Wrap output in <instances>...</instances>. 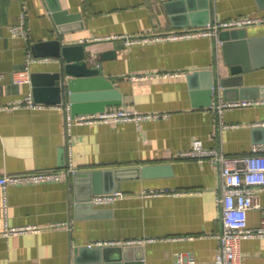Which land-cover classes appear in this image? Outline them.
I'll list each match as a JSON object with an SVG mask.
<instances>
[{
    "label": "crops",
    "instance_id": "0c3cea01",
    "mask_svg": "<svg viewBox=\"0 0 264 264\" xmlns=\"http://www.w3.org/2000/svg\"><path fill=\"white\" fill-rule=\"evenodd\" d=\"M57 2L73 17L59 27L46 0H0V107L28 94L45 105L0 110V175L63 168L69 162L68 149L76 171L163 167L153 176L122 181L117 191L123 196L107 206L93 205L106 212L94 217L74 215L73 174L53 182L7 187L6 213L0 189V264H71L77 260L79 264H173L177 253L190 254L201 264L212 262L219 252L216 235L221 222L215 193L220 177L210 162L178 154L189 150L194 140L228 156L250 154L256 144L251 129L264 123V103L226 108L221 115L214 105L264 101V63L241 76L243 87L251 88L250 94L258 98L225 100L217 84L212 86L208 105L205 85L212 77L228 76L220 34L243 29L247 38H264V24L224 30L217 38L191 36L128 45L122 36L205 26L186 23L180 0ZM205 3L212 13L209 23L264 17V0H191L189 5L198 8ZM22 16L27 37H13L9 27ZM55 38L65 45L83 44L90 65L100 66L103 76L119 91L121 103L106 108L160 114V118L73 125L68 132L64 112L57 106L70 102L35 99L31 82L36 74L37 87H46V76L58 69V59L41 57L30 63L28 82L13 79L15 72L27 67V52L32 54L34 43ZM253 55L256 61L264 60V44L255 47ZM165 72L178 74L164 77ZM195 72L198 76L192 81ZM90 92L94 96L86 103L97 107L102 102L100 93ZM259 201L264 207V191L259 192ZM262 217V209H250L248 227L259 228ZM5 219L12 227L40 230L2 236ZM100 241L130 243L89 247ZM97 248L102 251L94 252ZM237 251L242 264H264V236L242 239Z\"/></svg>",
    "mask_w": 264,
    "mask_h": 264
},
{
    "label": "built area",
    "instance_id": "2783aa9c",
    "mask_svg": "<svg viewBox=\"0 0 264 264\" xmlns=\"http://www.w3.org/2000/svg\"><path fill=\"white\" fill-rule=\"evenodd\" d=\"M264 24V17L246 16L227 21H213L205 27L191 28L166 34H142L138 36L126 35L121 38L125 44L131 45L141 42H150L161 39L191 37V36H210L217 38L220 32L224 30H233L246 28L248 26ZM9 32L13 37H27V30L24 27V18L18 24L9 27ZM30 51L27 52L25 70L15 72L13 79L15 83L29 81L28 65L39 61ZM178 72H165L162 76L177 75ZM1 78V75H0ZM214 92V88L212 87ZM264 103L259 100H238V101H219L214 105L217 114L221 115L226 108H235L240 106H255ZM64 112L65 128L69 132L73 125H89L110 122L132 121L139 123L144 120H156L160 114H141L136 111L106 108L101 112L90 114H72L69 103H62L57 106ZM19 108L41 109L45 105L34 101L31 94L21 99L15 100L0 110H14ZM264 126V123L262 124ZM71 158V151H69ZM182 158H193L199 162L208 161L217 170L220 177V186L215 193V202L219 209V218L221 230L216 235L219 242V252L212 262L205 264H242L238 261V244L242 239L255 236H264V207L259 201V192L264 191V148L262 145L255 144L251 152L245 156H228L220 149L205 148L202 141L194 140L191 148L178 154ZM69 162L60 169L48 171H33L15 174L0 175V189L3 192V212L6 213V189L9 186L24 184H39L53 182L69 177L75 173L76 169ZM123 196L121 191L111 193H102L93 195L91 202L95 206H107L112 204L117 198ZM250 209H262L263 217L260 227L251 229L248 227V211ZM6 218V217H5ZM67 226V224H62ZM69 227V226H67ZM40 229L36 226L12 227L4 220L2 236L18 235L28 232H38ZM130 242L100 241L90 244L92 246H115L120 244H129ZM71 264H79L72 262ZM173 264H201L197 262L190 254L177 253Z\"/></svg>",
    "mask_w": 264,
    "mask_h": 264
},
{
    "label": "water",
    "instance_id": "95a60500",
    "mask_svg": "<svg viewBox=\"0 0 264 264\" xmlns=\"http://www.w3.org/2000/svg\"><path fill=\"white\" fill-rule=\"evenodd\" d=\"M46 2L53 21L58 27L73 18L68 16L67 11L62 10L57 0H46ZM179 3L184 4L182 10L185 12L184 17L188 18L186 23L206 26L210 22L212 13L208 3L198 8L189 5L191 0H180ZM220 40L222 41L223 62L228 66V76L219 78L215 76L208 79L205 85V91L209 95L208 105L211 103L212 86L217 84L223 88L222 93L225 100L258 98V94H250L251 88L243 87L241 76L258 64L264 63V60L256 61L254 55L252 57L255 47H261L264 44V38H247L245 31L241 29V31L221 33ZM31 50L36 58L51 57L59 60L58 69L46 76V87H37L40 85L38 83L40 80H38V75L32 74L31 82L35 99H47L52 103H60L62 99L67 100L70 102L71 112L74 115L101 112L108 106L121 103V94L103 76L101 67L90 65L83 44L65 45L59 38H55L36 42L31 46ZM197 76V72L193 73L192 81ZM90 91L100 93L102 102L97 107H91V104L86 103L90 97L94 96ZM251 133L253 143L261 144L264 148V126L252 128ZM162 167V165H134L75 171L72 175L75 217H94L106 214V212L94 209L91 202L92 195L117 191L122 181L153 176ZM90 249L88 247V250ZM101 251L97 248L94 252ZM103 252H106V248Z\"/></svg>",
    "mask_w": 264,
    "mask_h": 264
}]
</instances>
